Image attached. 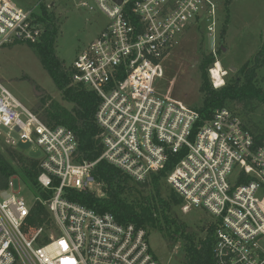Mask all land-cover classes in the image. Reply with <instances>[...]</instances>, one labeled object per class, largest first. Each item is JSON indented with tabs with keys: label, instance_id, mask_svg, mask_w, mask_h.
I'll return each instance as SVG.
<instances>
[{
	"label": "built area",
	"instance_id": "2783aa9c",
	"mask_svg": "<svg viewBox=\"0 0 264 264\" xmlns=\"http://www.w3.org/2000/svg\"><path fill=\"white\" fill-rule=\"evenodd\" d=\"M108 26L77 56L71 71L100 98L97 124L104 147L95 162H78L79 142L64 126L52 127L19 102L0 82V139L14 148L38 147L41 174L34 203L13 191H0V264H161L147 232L123 225L70 201L71 191L93 192L102 184L93 172L102 160L138 183L178 159L167 176L184 200V210H203L217 225L215 264H264V145L257 144L243 119L228 108L204 120L157 92L177 39L204 25L216 54L218 4L213 0H93ZM41 13L12 0H0V50L41 41ZM219 62L210 69L215 89L225 86ZM3 130L7 131L4 138ZM13 179V178H12ZM99 187V189H98ZM50 191L48 199L42 192ZM47 222L29 223L35 205Z\"/></svg>",
	"mask_w": 264,
	"mask_h": 264
},
{
	"label": "rangeland",
	"instance_id": "374dc122",
	"mask_svg": "<svg viewBox=\"0 0 264 264\" xmlns=\"http://www.w3.org/2000/svg\"><path fill=\"white\" fill-rule=\"evenodd\" d=\"M12 1L40 13L39 7L43 5L49 16L55 17L59 26L57 56L70 70L79 53L97 39L109 23L100 11H90L82 7L83 3L94 6L93 0ZM213 1L218 4L219 10L216 54L209 49L204 25L201 28L193 26L178 37L174 54L166 62L165 79L160 80L157 85L160 96L198 111L203 109L206 99L203 71V63L206 59L212 56L215 60L208 69V78L214 88L210 69L215 63L219 62L223 71L227 72L225 78L227 84L242 77V70L246 66H252L257 55L264 51V0ZM225 49L226 52H224ZM0 82L19 102L36 112L41 118L45 114V108L41 110L39 108L44 101L47 103L46 107L56 102L69 110L73 109V105L63 100L51 76L28 44H16L0 50ZM257 85L264 88V59L263 66L257 74ZM229 108L240 114L246 127L264 132V105L256 106L252 111L243 110L240 105L236 107L231 105ZM3 135L4 138L7 137L6 130H3ZM10 148L14 147L0 139V151L6 154V150ZM20 148L30 159L39 161L44 157L42 150L38 147L21 146ZM14 167L18 174L12 179L13 191L20 193L31 205L34 203L35 195L33 191L26 188V181L20 174L19 168L15 164ZM163 189L165 196L173 190L166 180ZM99 190H101L99 195L104 196L103 185ZM185 205L184 202L183 205L173 208L177 223L185 227L187 233L194 234L198 242L206 235L204 228L207 229L208 224L214 222L212 217L203 210L185 211ZM146 232L149 235L151 249L161 264H183L184 242L182 240L173 242L162 233L150 231V229Z\"/></svg>",
	"mask_w": 264,
	"mask_h": 264
},
{
	"label": "trees",
	"instance_id": "16d2710c",
	"mask_svg": "<svg viewBox=\"0 0 264 264\" xmlns=\"http://www.w3.org/2000/svg\"><path fill=\"white\" fill-rule=\"evenodd\" d=\"M39 11L41 15L38 19L43 24L45 32L39 43L29 46L51 76L63 100L73 105L72 110L56 102L46 107L47 103L44 101L39 108L40 110L45 108L42 119L49 126H64L75 133L79 142L78 162H95L104 152L100 138L101 129L96 119L100 98L83 85L73 83L72 71L64 66L56 52L58 22L53 15L49 16L45 6L40 5ZM224 34L225 30L223 36ZM263 59L264 51L257 55L252 66H246L242 70V77L227 82L225 87L218 90L212 87L208 78V69L215 60L212 56L206 59L203 63L206 99L203 109L200 110L202 118L211 119L216 110L230 109L231 105L235 107L240 105L246 111L264 105V88L257 85V74L263 66ZM233 112L237 113L235 110ZM247 129L255 136L257 144L264 145V132L256 128L247 127ZM177 160L173 158L163 170L152 174L142 183L135 182L126 173L102 160L97 164L93 175L103 185L104 196L100 197L93 192L71 191L67 198L98 214H111L123 225L132 224L139 229L162 233L173 242L182 240L183 264H215L214 245L217 225L208 224L209 227L204 228L205 237L197 242L194 234L187 233L185 227L178 225L173 211V208L183 205L184 201L174 190L166 196L163 193L164 181ZM14 164L19 168L26 183L34 189L37 188L38 177L41 174L39 163L28 158L19 147L7 149L6 154L0 151V191L9 189L12 178L17 176L18 171ZM41 195L44 199H48L51 192H42ZM48 218L46 209L37 204L32 210L29 223L33 228H39Z\"/></svg>",
	"mask_w": 264,
	"mask_h": 264
},
{
	"label": "bare ground",
	"instance_id": "6f19581e",
	"mask_svg": "<svg viewBox=\"0 0 264 264\" xmlns=\"http://www.w3.org/2000/svg\"><path fill=\"white\" fill-rule=\"evenodd\" d=\"M220 68H221V67H220V65H219V68H218V70H217L216 73H215V79H217L218 82L220 81V77H219V74H218Z\"/></svg>",
	"mask_w": 264,
	"mask_h": 264
},
{
	"label": "water",
	"instance_id": "95a60500",
	"mask_svg": "<svg viewBox=\"0 0 264 264\" xmlns=\"http://www.w3.org/2000/svg\"><path fill=\"white\" fill-rule=\"evenodd\" d=\"M224 52H226V49L224 50Z\"/></svg>",
	"mask_w": 264,
	"mask_h": 264
}]
</instances>
